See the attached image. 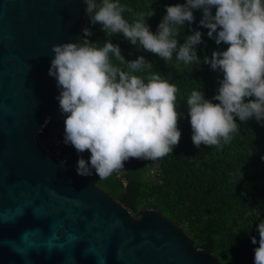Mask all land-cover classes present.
Returning <instances> with one entry per match:
<instances>
[{
  "label": "clouds",
  "instance_id": "clouds-1",
  "mask_svg": "<svg viewBox=\"0 0 264 264\" xmlns=\"http://www.w3.org/2000/svg\"><path fill=\"white\" fill-rule=\"evenodd\" d=\"M91 25H100L106 37L121 34L132 46L154 54L168 64L173 59L184 65L201 63L195 46L203 43L202 33L193 31L178 46L180 28L191 24L193 10H202L199 27L207 29V37L226 50L205 56L204 64L222 73L217 94L212 100L200 90L187 97V115L191 127V142L196 148L221 147L229 143L239 130L236 123L255 119L264 121V0H185L184 4L166 6V15L153 34L144 13L133 14L131 22L124 18L132 9L120 0H82ZM213 9L215 12L213 14ZM90 28L82 29L78 43L53 44L48 76L56 81L59 110L64 118L63 143L79 156L75 171L78 176L95 174L99 181L124 170L130 159L155 161L164 158L178 146L181 131L176 110L178 88L153 70V64L143 56L126 61L118 45L106 39L103 45L92 43ZM116 61L118 63H114ZM217 101L218 103H213ZM61 161V165H63ZM56 196L55 190H49ZM62 199H67L62 197ZM71 203L80 208L82 201ZM19 204L0 208V225L16 223L25 214ZM33 216L44 218L36 209ZM139 223L143 216H130ZM114 228L123 227L114 220ZM63 224L53 221L47 235L40 228L22 232L17 240H0L29 264L32 251L43 250L49 256L54 251L65 253L66 264L73 261L72 250L82 237L64 231ZM259 239L251 237L254 264H264V220L257 225ZM147 236V233H142ZM131 239V238H130ZM95 254L87 247L84 255ZM97 264H105L104 256H95ZM117 259H123L117 251Z\"/></svg>",
  "mask_w": 264,
  "mask_h": 264
},
{
  "label": "water",
  "instance_id": "water-1",
  "mask_svg": "<svg viewBox=\"0 0 264 264\" xmlns=\"http://www.w3.org/2000/svg\"><path fill=\"white\" fill-rule=\"evenodd\" d=\"M85 8L82 0H0V208L16 204L27 208L16 223L0 225V240H17L32 228L47 235L55 221L63 224L61 233L82 237L72 250L71 264H97L95 256H104L105 264H219L196 250L164 216L153 210L130 214L61 165L39 142L45 121L59 110L55 99L59 90L48 76L54 55L49 49L53 44L77 43ZM73 199L82 201L80 208L71 203ZM33 208L44 218L37 220ZM134 215L143 220L133 222ZM117 218L123 227H113ZM87 247L95 256L84 255ZM118 250L123 259H117ZM0 264L25 261L0 246ZM29 264H66L65 253L32 251Z\"/></svg>",
  "mask_w": 264,
  "mask_h": 264
},
{
  "label": "trees",
  "instance_id": "trees-1",
  "mask_svg": "<svg viewBox=\"0 0 264 264\" xmlns=\"http://www.w3.org/2000/svg\"><path fill=\"white\" fill-rule=\"evenodd\" d=\"M120 3L133 10L123 14L129 22L134 13L142 12L149 16L153 12L145 22L155 34L166 15V6L184 4L185 0H120ZM212 11L214 14L215 9ZM193 15L194 21L191 24L185 22L177 38L179 46L193 31L202 33L203 43L195 46L201 63L192 66L177 62L175 53L172 61L165 64L154 54L132 46L121 34L108 38L100 30L101 26L91 25L85 15L78 37L82 36L83 28H90V42L102 46L106 39H110L111 43L119 46L126 61L143 56L153 64L155 72L177 86L176 110L181 113L178 121L181 137L173 152L162 159H130L123 171L104 181H99L95 174L83 178L130 214H139L144 210L161 214L189 238L196 250L209 254L219 264H254L253 250L258 243L253 245L251 237L255 236L258 241L257 225L264 220V121L257 123L253 118L240 122L237 119L239 130L232 134L229 143L221 147H194L186 100L193 90L202 91L207 100H212L217 94L222 73L211 70L202 61L205 56L210 58L213 51L226 50L227 45H216L213 39L207 37V29L199 27L202 10H193ZM58 131L53 114L49 127L43 128L39 142ZM81 155L88 159L90 154H78L70 145H64L59 149L57 158L75 171ZM151 169H154L152 176L149 175Z\"/></svg>",
  "mask_w": 264,
  "mask_h": 264
},
{
  "label": "built area",
  "instance_id": "built-area-1",
  "mask_svg": "<svg viewBox=\"0 0 264 264\" xmlns=\"http://www.w3.org/2000/svg\"><path fill=\"white\" fill-rule=\"evenodd\" d=\"M54 118L58 124L59 131L54 135H48L50 137V144L48 147H45L49 152L57 158L59 154V149L64 146L63 135H64V116L61 115L60 110L54 113ZM50 123V118L45 121L43 128L47 127ZM43 130V129H42ZM42 132V131H41ZM41 134V133H40ZM58 159V158H57Z\"/></svg>",
  "mask_w": 264,
  "mask_h": 264
},
{
  "label": "rangeland",
  "instance_id": "rangeland-1",
  "mask_svg": "<svg viewBox=\"0 0 264 264\" xmlns=\"http://www.w3.org/2000/svg\"><path fill=\"white\" fill-rule=\"evenodd\" d=\"M47 127H49V125H48ZM51 135H52V134H51ZM39 141H40V140H39ZM41 144H42L43 146H45V147H48L49 144H50V137L47 136V137L43 138L42 141H41ZM153 174H154V169H151L149 175L152 176Z\"/></svg>",
  "mask_w": 264,
  "mask_h": 264
}]
</instances>
